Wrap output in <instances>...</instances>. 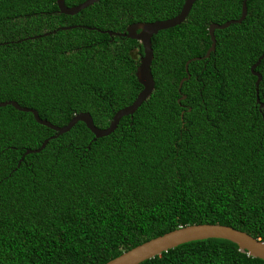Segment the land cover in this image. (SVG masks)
<instances>
[{
    "label": "trees",
    "instance_id": "1",
    "mask_svg": "<svg viewBox=\"0 0 264 264\" xmlns=\"http://www.w3.org/2000/svg\"><path fill=\"white\" fill-rule=\"evenodd\" d=\"M183 2L99 0L68 16L55 0H0V102L57 127L86 112L106 128L141 90L134 73L142 49L104 32L170 19ZM240 4L195 0L179 25L153 35V90L107 136L94 138L77 122L19 162L54 132L0 107V264H105L197 224L264 243V57L254 69L259 112L249 72L264 52V0H248L242 22L215 30L214 51L202 59L208 26L238 19ZM139 264L264 262L206 239Z\"/></svg>",
    "mask_w": 264,
    "mask_h": 264
},
{
    "label": "water",
    "instance_id": "2",
    "mask_svg": "<svg viewBox=\"0 0 264 264\" xmlns=\"http://www.w3.org/2000/svg\"><path fill=\"white\" fill-rule=\"evenodd\" d=\"M99 0H85L82 3L73 6L66 7L64 6V0H55L57 10L60 14L72 16L77 14L79 11L91 6L93 3ZM195 0H184L179 13L167 20L155 21L152 23H133L126 27L123 33H114V32H104L109 36H116L127 38L137 41L142 49V55L139 57L138 65L135 70V78L137 83L141 86V90L136 95L135 99L131 102L130 105L125 106L117 110L112 116L109 124L106 128L100 129L96 128L91 120V117L88 113H78L74 115L68 122L62 127H57L50 124L47 121L41 120L38 118L36 111L30 108L21 107L14 101H5L0 102V107L11 106L13 109L23 113H30L38 125L44 126L54 134L47 139H45L39 146V148L34 150H26L23 155L20 157L19 162L22 157L30 153H38L46 145L48 140L54 139L55 137L66 133L72 128L77 122L84 124L86 129L93 135L94 138H101L112 133L119 120L124 116H131L134 111L144 102L153 90V80L150 72V64L152 60V48L150 38L153 35H156L159 31L166 30L172 27L179 25L188 14L192 4ZM248 0H241L240 4V15L238 19L229 20L224 22L221 25L212 23L207 28V33L210 39V45L206 50L202 59H207L209 54L214 51L215 39L213 32L215 30H223L232 24H239L243 21L246 16V2ZM60 30L69 29L67 27H61ZM92 30V29H89ZM51 31L48 33H43L41 36H47L49 33H55ZM40 36H35L33 38H38ZM264 57V52L256 59L255 63L249 67L250 74L255 77L254 81V91H255V104L258 106V111L263 107V104L259 103L258 99V84L260 82V75L254 71V69L259 64L260 60ZM191 60H199L198 58H192ZM190 60L186 61L184 64V72L186 77L182 78L178 83V90L181 87V84L186 81L189 76L187 74V65ZM180 99H184V96H181ZM263 121V116L261 115ZM206 239H219L228 241L237 246L241 251H244L247 256L259 259L264 262V243L252 238L248 234L232 229L228 226L217 225V224H197V225H187L184 227H178L174 230L162 234L158 237L150 239L140 245H137L131 248L128 251L121 253L116 258L106 262L105 264H139L145 260L152 259L155 256H158L162 252H166L169 249L175 248L181 244H185L192 241H200Z\"/></svg>",
    "mask_w": 264,
    "mask_h": 264
},
{
    "label": "flooded vegetation",
    "instance_id": "3",
    "mask_svg": "<svg viewBox=\"0 0 264 264\" xmlns=\"http://www.w3.org/2000/svg\"><path fill=\"white\" fill-rule=\"evenodd\" d=\"M257 110H258V106H257ZM261 110V109H260ZM259 112V111H258Z\"/></svg>",
    "mask_w": 264,
    "mask_h": 264
}]
</instances>
